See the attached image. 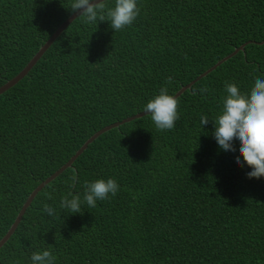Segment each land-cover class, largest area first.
Returning a JSON list of instances; mask_svg holds the SVG:
<instances>
[{"label":"trees","instance_id":"16d2710c","mask_svg":"<svg viewBox=\"0 0 264 264\" xmlns=\"http://www.w3.org/2000/svg\"><path fill=\"white\" fill-rule=\"evenodd\" d=\"M73 2L0 0V85L73 13ZM138 4L137 20L121 31L78 16L0 94V238L32 189L94 131L144 110L161 87L174 95L241 43L264 40V0ZM253 42L177 97L174 129L157 130L145 114L89 143L37 192L0 247V264H30L45 249L55 264H264V177L249 178L251 168L235 163L238 140L235 152L218 146L212 121L225 82L247 94L264 79V43ZM109 177L120 185L116 196L88 208L84 182ZM70 190L81 195L80 213L60 207Z\"/></svg>","mask_w":264,"mask_h":264},{"label":"clouds","instance_id":"9594fccd","mask_svg":"<svg viewBox=\"0 0 264 264\" xmlns=\"http://www.w3.org/2000/svg\"><path fill=\"white\" fill-rule=\"evenodd\" d=\"M71 10L79 12L78 16L84 18L85 23L97 21H110L114 31H121L132 26L140 14L138 0H115V6L106 9L104 0H74ZM172 78H167L170 84ZM207 91L200 88L199 92ZM226 95L222 99V108L215 117L214 138L218 146L224 151L235 152L234 141H239V153L235 163L241 167L245 164L251 168L246 175L249 178L264 177V79L256 78L250 93H242L234 82H225ZM193 94H197L196 91ZM179 99L170 94L168 87H161L158 94L154 95L144 105V111L150 115L157 130L165 131L176 127V121L180 119ZM209 118L201 115L202 126L208 124ZM78 181L76 170L71 176V188ZM120 189L115 178H98L94 181H85L83 185V201L88 208H94L97 201L109 200L116 196ZM49 198H51L49 194ZM81 195L78 192L69 191L62 196L60 207L69 213L81 212ZM43 211L49 216L55 215V209L45 203ZM56 257L51 250L35 251L30 258V264H55Z\"/></svg>","mask_w":264,"mask_h":264},{"label":"water","instance_id":"95a60500","mask_svg":"<svg viewBox=\"0 0 264 264\" xmlns=\"http://www.w3.org/2000/svg\"><path fill=\"white\" fill-rule=\"evenodd\" d=\"M105 1V0H104ZM98 2V0H97ZM79 15V12H73L65 21H63L57 28L54 29V31L49 35V37L39 45L37 51L32 55V57L27 61V63L24 65V67L12 78L5 81L2 85H0V94L14 86L18 81H20L27 72L32 68V66L36 63V61L40 58V56L43 54V52L47 49V47L54 41L56 37H58L62 31L67 28ZM253 40H248L246 42L241 43L237 47H235L230 53L223 56L222 58L218 59L213 65L208 67L203 72L199 73L194 79H192L190 82H188L186 85L181 86L174 94V96L179 97L186 89H189L197 80H199L201 77L208 74L210 71L215 69L220 63L237 53L239 50H243L244 45ZM262 44L263 41L259 42H253ZM145 111H138L135 114H132L130 116H127L121 120H117L115 122H112L110 124L105 125L104 127L94 131L90 136L86 138V140L79 146L78 149L75 150V152L70 156V158L61 165L55 172H53L51 175L43 179L39 182V184L32 189V191L28 194L26 200L22 204L20 210L18 211L14 221L9 225L8 229L5 231V233L0 238V247L7 241V239L10 237V235L15 230L18 222L21 221L23 214L25 213L27 207L32 202L33 198L37 194V192L45 185H47L49 182L54 180L60 173H62L66 168L70 167L73 161L87 148L88 144L91 143L95 138H97L100 134L103 132L112 129L114 127H119L125 122H129L137 117H141L145 115Z\"/></svg>","mask_w":264,"mask_h":264}]
</instances>
